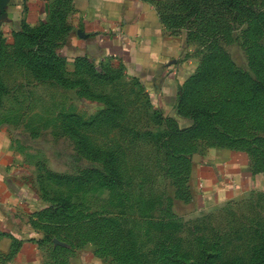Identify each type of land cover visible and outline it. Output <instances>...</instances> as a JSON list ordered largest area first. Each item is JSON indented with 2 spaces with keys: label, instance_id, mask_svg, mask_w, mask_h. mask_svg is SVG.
I'll return each mask as SVG.
<instances>
[{
  "label": "rangeland",
  "instance_id": "1",
  "mask_svg": "<svg viewBox=\"0 0 264 264\" xmlns=\"http://www.w3.org/2000/svg\"><path fill=\"white\" fill-rule=\"evenodd\" d=\"M180 14L183 15L181 11ZM174 16L177 17L176 13ZM188 16H191L189 11ZM193 25L190 27L197 31L198 25ZM188 32L195 53L204 57L205 45L198 42L192 30ZM227 41L231 60L246 67L244 49L230 39ZM52 42L55 43L54 37ZM67 69L70 82L64 87L57 83L55 87L15 86L19 83L13 82L23 73L12 74L11 92L0 106V122L10 131L13 150L27 170L23 183L37 198L39 210L57 201L66 202L70 204L67 216L77 214L80 222L121 207L131 218L128 225L140 226L136 244L145 264H191L192 261L209 264L205 256L200 260L193 242L194 225L201 222L208 246L229 245L233 254L259 257L245 259V264H264V203L261 200L249 198L208 210H193L194 163L191 160L194 154L210 145L208 142L197 140L188 162L165 161L163 151L156 144L157 140L166 138L158 134L172 131L167 125V116L160 119L154 115L144 98L145 91L121 66L109 63L105 68ZM110 157L121 167L118 171L122 181L108 188L104 184L107 180L117 182L113 178V164L108 165ZM92 171L93 174L88 173ZM172 216L190 225L185 228L172 225L175 230L167 228L166 220ZM257 224L263 228L256 227ZM249 227L258 233L261 229V238L249 234ZM81 235V243L70 255L71 264H116L102 254L105 239L86 231ZM71 238L80 239L77 234ZM57 246L72 249L70 244L55 238L49 248L39 247L41 259L32 264H46L48 259L51 262L49 254ZM19 251L20 247L15 246L6 255L14 258Z\"/></svg>",
  "mask_w": 264,
  "mask_h": 264
},
{
  "label": "crops",
  "instance_id": "2",
  "mask_svg": "<svg viewBox=\"0 0 264 264\" xmlns=\"http://www.w3.org/2000/svg\"><path fill=\"white\" fill-rule=\"evenodd\" d=\"M177 12L173 0H0V37L6 46L0 54V106L11 92V75L18 71L23 76L18 74L21 78L13 82L19 83L15 86L55 87V80L30 74L15 53L20 43L17 36L24 27H40L50 18L56 50L67 68H74L78 60L96 66L119 65L141 84L155 110L176 120L180 128L191 127L190 118L180 117L179 104L201 69L203 57L195 53L189 39L188 31L194 32V28L186 31V25L173 22ZM232 61L249 71L247 55L246 67ZM258 126L261 128L248 121L245 130L253 132L256 127L264 136V120ZM246 145L248 142L234 147L208 145L193 155V210L249 198L264 203V170L255 167V156ZM26 172L13 150L9 129L0 122V254L4 264H32L41 259L39 246L30 241L38 236L30 217L40 206L23 183ZM15 240L21 243L20 251L8 258L6 253L12 251Z\"/></svg>",
  "mask_w": 264,
  "mask_h": 264
},
{
  "label": "trees",
  "instance_id": "3",
  "mask_svg": "<svg viewBox=\"0 0 264 264\" xmlns=\"http://www.w3.org/2000/svg\"><path fill=\"white\" fill-rule=\"evenodd\" d=\"M173 7L179 12L176 13L177 17L173 15L174 22L177 18V25L194 27V23L199 26L197 31L194 28V34L198 42L205 45L207 54L202 59L201 69L189 82L179 104L180 117L190 118L193 121L192 126L182 129L176 120L165 118L172 131L158 134V137L166 138L157 140L156 146L163 151L161 153L165 156V161L172 159L188 162L194 153L197 140L226 147L240 146L248 142L245 147L255 156V167L260 171L264 170V136L262 132H257L256 128H261L258 124L264 120V0H173ZM188 11L191 16H188ZM50 22L52 20L49 18L48 22L40 27H24L17 36L20 43L15 53L24 60L28 72L35 78H50L64 87L70 82L66 73L68 69L64 58L56 50V43L52 42L54 26ZM229 39L232 43L238 42L244 49L249 60V71L241 70L231 60L226 50ZM5 47V39L0 37V54L4 52ZM109 63L96 66L88 61L78 60L74 70L105 68ZM137 85L144 90L140 83ZM144 98L153 109L154 115L162 119L163 114L153 108L147 94ZM244 118L256 126L253 132L245 130L247 122L244 123ZM244 136L249 139L243 138ZM110 163L113 164L111 169H114L113 178L117 182L105 179L107 181L104 184L108 188L122 181V174L118 171L121 167H118L115 159L111 158V162L108 161L109 166ZM88 173L93 174L94 171ZM97 176L104 179L102 175ZM69 207V203L57 201L30 217H36L35 220L30 219V224L38 234L30 241L37 243L41 248H49L54 239L59 238L61 242L64 241L72 247H54L49 254L51 262L48 259L46 264H71L70 255L73 254V248L81 243V233L85 231L105 239L102 254L113 259L116 264H145L136 244L140 226L128 225L131 218L121 207H113L114 212L110 214L80 222L77 214L67 216ZM171 218L166 220V226L172 230H175L172 225H178L180 228L190 225L189 222H179L181 219L175 216ZM201 224L202 222L194 225L193 235L196 254L200 260L205 256L209 264H219L220 261L224 264H245V259L259 258L255 254H233L228 248L229 245L221 248L213 244L208 246L207 236L202 233ZM258 225L261 228L264 226L257 224L256 227ZM247 231L259 236L258 238L263 234L261 229L258 233L257 229L252 227ZM76 234L80 239L72 240L71 236ZM15 246L20 247L21 243L15 240L13 248ZM0 257L2 264L4 257ZM193 263L192 261L191 264Z\"/></svg>",
  "mask_w": 264,
  "mask_h": 264
}]
</instances>
